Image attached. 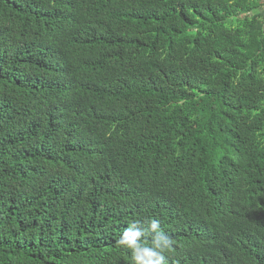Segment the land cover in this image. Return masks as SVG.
Returning a JSON list of instances; mask_svg holds the SVG:
<instances>
[{
  "label": "trees",
  "instance_id": "obj_1",
  "mask_svg": "<svg viewBox=\"0 0 264 264\" xmlns=\"http://www.w3.org/2000/svg\"><path fill=\"white\" fill-rule=\"evenodd\" d=\"M264 0H0V264H264Z\"/></svg>",
  "mask_w": 264,
  "mask_h": 264
},
{
  "label": "clouds",
  "instance_id": "obj_2",
  "mask_svg": "<svg viewBox=\"0 0 264 264\" xmlns=\"http://www.w3.org/2000/svg\"><path fill=\"white\" fill-rule=\"evenodd\" d=\"M175 243L155 218L132 220L116 241L130 253L131 264H168Z\"/></svg>",
  "mask_w": 264,
  "mask_h": 264
},
{
  "label": "rangeland",
  "instance_id": "obj_3",
  "mask_svg": "<svg viewBox=\"0 0 264 264\" xmlns=\"http://www.w3.org/2000/svg\"><path fill=\"white\" fill-rule=\"evenodd\" d=\"M263 18H264V12H263Z\"/></svg>",
  "mask_w": 264,
  "mask_h": 264
}]
</instances>
